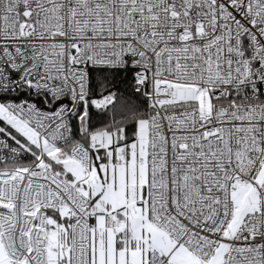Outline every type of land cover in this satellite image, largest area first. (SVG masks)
Masks as SVG:
<instances>
[{"label":"snow or ice","instance_id":"6c2138e0","mask_svg":"<svg viewBox=\"0 0 264 264\" xmlns=\"http://www.w3.org/2000/svg\"><path fill=\"white\" fill-rule=\"evenodd\" d=\"M0 264H264V0H0Z\"/></svg>","mask_w":264,"mask_h":264}]
</instances>
